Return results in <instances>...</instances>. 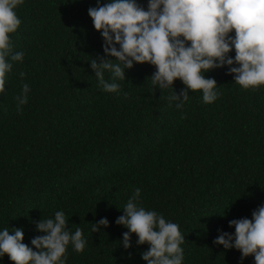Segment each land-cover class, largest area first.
Segmentation results:
<instances>
[{"label":"trees","instance_id":"16d2710c","mask_svg":"<svg viewBox=\"0 0 264 264\" xmlns=\"http://www.w3.org/2000/svg\"><path fill=\"white\" fill-rule=\"evenodd\" d=\"M95 5L24 0L16 8L21 24L9 35L24 59L0 93V229L21 227L30 244L42 234L36 221L63 210L70 231L86 238L82 252L69 244L66 264H146L148 244L132 233L125 249L128 229L115 223L138 187L141 206L179 225L183 264H255L213 239L264 203V85L244 88L227 65L212 68L205 75L217 81V99L205 103L202 90H189L177 108L168 97L185 85L177 78L159 89L155 66L144 62L125 69L118 92H106L90 66L104 56L88 14ZM104 78L113 80L108 71ZM24 83L28 101L17 110ZM101 217L109 226L93 232ZM0 264L15 262L5 254Z\"/></svg>","mask_w":264,"mask_h":264},{"label":"clouds","instance_id":"9594fccd","mask_svg":"<svg viewBox=\"0 0 264 264\" xmlns=\"http://www.w3.org/2000/svg\"><path fill=\"white\" fill-rule=\"evenodd\" d=\"M23 3L0 0V93L5 92L6 74L14 62L24 59L23 51L13 50L9 35L21 24L16 8ZM88 14L103 38L104 52L90 60V66L106 92H118L116 80L125 79V69L144 62L155 66L152 84L159 89L173 86L177 78L185 85L179 94L175 90L168 97L169 105L176 101L177 108L188 100L189 90H202L205 103L217 99V81L205 75L212 68L227 65V72L244 88L264 85V0H147L146 7L138 0H96ZM106 71L112 74L111 82L104 78ZM29 92L24 83L15 97L17 110L27 103ZM140 193L135 188L123 214L115 219L128 229L120 243L131 248L135 233L137 245L148 244L140 254L146 264H183L185 236L179 225L141 206ZM67 224L63 210L41 218L36 230L42 234L32 237L30 244L24 242L23 228L11 233L7 227L0 229V257L8 254L15 264H66L69 244L77 252L86 246L83 230L77 227L72 232ZM228 224L234 231L218 229L213 243L238 249L241 259L251 254L255 264H264V203L252 211L251 218H234ZM100 226H109L107 217L97 220L92 231H101Z\"/></svg>","mask_w":264,"mask_h":264}]
</instances>
